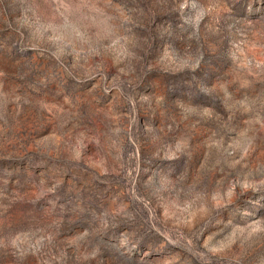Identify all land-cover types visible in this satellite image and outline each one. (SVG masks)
Here are the masks:
<instances>
[{"label":"rangeland","instance_id":"374dc122","mask_svg":"<svg viewBox=\"0 0 264 264\" xmlns=\"http://www.w3.org/2000/svg\"><path fill=\"white\" fill-rule=\"evenodd\" d=\"M0 264H264V0H0Z\"/></svg>","mask_w":264,"mask_h":264}]
</instances>
